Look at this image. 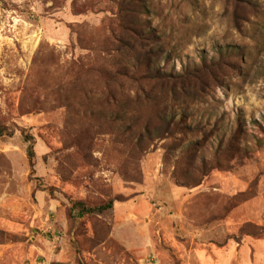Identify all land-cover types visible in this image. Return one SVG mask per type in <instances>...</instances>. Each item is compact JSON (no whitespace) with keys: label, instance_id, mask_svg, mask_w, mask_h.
<instances>
[{"label":"rangeland","instance_id":"374dc122","mask_svg":"<svg viewBox=\"0 0 264 264\" xmlns=\"http://www.w3.org/2000/svg\"><path fill=\"white\" fill-rule=\"evenodd\" d=\"M124 1L0 0V264H264V0Z\"/></svg>","mask_w":264,"mask_h":264},{"label":"trees","instance_id":"16d2710c","mask_svg":"<svg viewBox=\"0 0 264 264\" xmlns=\"http://www.w3.org/2000/svg\"><path fill=\"white\" fill-rule=\"evenodd\" d=\"M128 6H125V1L122 0V3H120L119 7H118V16H119V19L118 21L119 22V25L120 27L124 30V29H128L130 30L129 32L132 33V35L137 39V40H140V34L136 33V31L134 30H137V23L138 22L134 17H129L131 15H127L128 13ZM129 27L133 28V29H129ZM228 54H237L236 51H228L227 52ZM122 74L121 72H118L116 75H120ZM141 78L143 80H147V78L145 77V75L141 76ZM158 80L159 81H162V80H165V78L163 77H158ZM167 126L168 129L166 131H171V127L170 124H168ZM146 131L148 133H150L149 130H147L146 128ZM145 131V132H146ZM14 136V131H11L9 127H6L2 124L1 122V118H0V139H9V138H12ZM162 137H160L161 139ZM26 142H30V146L28 148V158H29V162L30 164L32 165L33 167V163H34V160H35V151H34V140L30 137H26ZM41 191L43 192H46V191H50V193L52 194V191L51 190H48V189H42V187H39ZM113 206H114V202L113 201H109L107 203H105L104 205H100V206H90V205H87L86 203H83V202H74L72 203V207L70 208L69 212H70V216H72L73 218H76V219H81L85 216H91V215H102L104 214L105 212L107 211H110L113 209Z\"/></svg>","mask_w":264,"mask_h":264}]
</instances>
